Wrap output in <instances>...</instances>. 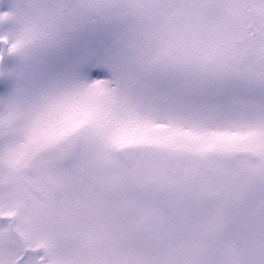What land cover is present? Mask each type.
<instances>
[{"label":"snow or ice","instance_id":"snow-or-ice-1","mask_svg":"<svg viewBox=\"0 0 264 264\" xmlns=\"http://www.w3.org/2000/svg\"><path fill=\"white\" fill-rule=\"evenodd\" d=\"M0 264H264V0H0Z\"/></svg>","mask_w":264,"mask_h":264}]
</instances>
